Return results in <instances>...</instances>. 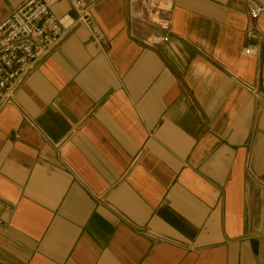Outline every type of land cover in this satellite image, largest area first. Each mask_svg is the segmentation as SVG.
<instances>
[{
    "label": "crops",
    "instance_id": "crops-1",
    "mask_svg": "<svg viewBox=\"0 0 264 264\" xmlns=\"http://www.w3.org/2000/svg\"><path fill=\"white\" fill-rule=\"evenodd\" d=\"M252 6L174 0L155 43L138 5L98 0L62 33L0 113V264H264Z\"/></svg>",
    "mask_w": 264,
    "mask_h": 264
},
{
    "label": "built area",
    "instance_id": "built-area-1",
    "mask_svg": "<svg viewBox=\"0 0 264 264\" xmlns=\"http://www.w3.org/2000/svg\"><path fill=\"white\" fill-rule=\"evenodd\" d=\"M62 0H25L0 21V113L13 103L20 83L37 63L60 42L64 31L88 23L91 8L98 0H68L76 19L56 18L52 6ZM139 7L138 19L152 28L155 43L170 36V12L174 0H128ZM249 16L256 20L264 12V0H252ZM248 48L246 55L255 54Z\"/></svg>",
    "mask_w": 264,
    "mask_h": 264
}]
</instances>
